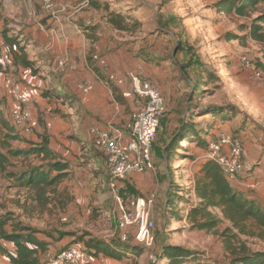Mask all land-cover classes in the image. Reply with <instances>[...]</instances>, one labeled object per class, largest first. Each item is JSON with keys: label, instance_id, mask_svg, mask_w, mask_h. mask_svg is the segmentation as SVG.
<instances>
[{"label": "rangeland", "instance_id": "374dc122", "mask_svg": "<svg viewBox=\"0 0 264 264\" xmlns=\"http://www.w3.org/2000/svg\"><path fill=\"white\" fill-rule=\"evenodd\" d=\"M90 1L98 9L91 8L89 0H54L53 12L59 19L54 24L51 11L42 0H0V32L7 31V37H15L12 49L0 39V152L10 160L7 171L24 173L39 167L42 162L34 155L12 157L9 151L28 149L31 144L46 140L59 153V161L65 164L67 173L56 187L32 189L8 179L6 172L0 170V218L8 219L6 230L21 225L44 234L42 237L51 242L43 258L45 263L70 246H78L92 255L88 244L100 241L114 252L116 245L131 244L142 252L136 259L120 255L114 259L115 264H168L160 258L161 248L167 245L197 251L217 264H230L222 237L228 223L207 231L190 228L188 221L176 222L171 218L172 212L165 213L163 193L152 209L153 246H137L132 237L127 242L121 241L110 177L103 156L94 148L91 130L96 129L92 121L104 123V128L109 124L117 128L116 107L124 104L116 99V96L121 99L118 89L110 85L112 102L107 101L105 106L112 113L107 112L106 119L99 120L92 109L76 101L77 85L83 81L80 74L89 72L85 62H90L94 45L100 40L111 42L116 48L126 41L143 42L144 50L160 51L164 60H175L170 70L177 71L173 81L181 86V95L174 97L171 108L166 105L152 156L155 155L159 165L166 164L169 177L177 186L189 189L188 194L179 195L189 200V205L194 204L196 200L189 192L202 161L204 149L197 144L202 138L193 140L186 149V143H179L178 154L170 162L165 163L159 155L181 123L191 121L188 125L195 129L215 125L212 116L206 114L212 106L234 109L235 117L228 121L226 132L240 138L242 143H256L257 148L264 149V77L258 76L259 71H264V42L247 36V27L264 15V0H257L243 15L219 11L217 4L222 0ZM110 13L126 17V31L116 30L108 23ZM37 24L44 29L43 38L28 39L30 29L38 32ZM258 25L264 34V22ZM227 34L239 39L227 40ZM81 38L85 42L83 52L77 46ZM14 54L22 55L29 67L17 65ZM244 59L248 65L241 63ZM4 68L12 72L16 88L25 84L19 77L24 69L29 70V76L39 87L38 102L31 99L25 106L32 121L27 135L14 128L10 110L15 101L12 86L5 88ZM57 81L62 82L65 90ZM126 110L129 108L125 107ZM189 205L180 202L178 212L185 214ZM239 240L252 251L264 250V242L257 236H240ZM152 255L157 257V263L151 259ZM0 264L10 263L0 254Z\"/></svg>", "mask_w": 264, "mask_h": 264}, {"label": "trees", "instance_id": "16d2710c", "mask_svg": "<svg viewBox=\"0 0 264 264\" xmlns=\"http://www.w3.org/2000/svg\"><path fill=\"white\" fill-rule=\"evenodd\" d=\"M257 3V0H222L217 4V9L226 14L243 15L246 9ZM88 5L91 8L98 9V5L93 1L89 0ZM125 20L126 17L120 14L110 13L108 16V23L119 31L127 30L124 24ZM261 22H264V15L253 20L251 25L247 27V36L256 42H264V34L261 33L262 28L258 25ZM0 37L3 43L12 49L15 37H12V39L7 37V31H1ZM226 39L234 40L239 39V37L227 34ZM14 57L17 65L23 68L29 67L28 61L22 55L14 54ZM61 83V81H57L59 87L63 86ZM42 95L47 96L44 93ZM116 99L122 104L119 97L116 96ZM70 104L73 105L74 102L70 101ZM228 111H231V114L228 115ZM206 114L212 116L214 119L213 124L216 125L232 120L235 117V110L212 106L207 108ZM189 123L183 122L176 126L174 134L162 149L161 155H159L162 160L166 162L174 160L178 154L176 151L180 149L179 143H186L187 145L184 147L186 149L193 140L199 138L202 139L197 141L198 146H202V149L206 150L209 133L214 129V125H209L205 129H195L191 124L188 125ZM87 142L90 143L89 140ZM93 144L95 146L94 142ZM94 148L103 156L105 167L103 153L97 146ZM9 155L25 158L34 155L42 162L39 167H34L24 173L8 172L7 167L11 165L10 160L0 152V170L6 172L8 179L15 180L21 186L32 189H46L56 187L67 177L66 166L60 163L59 153L51 149L46 140L39 144H31L28 149L9 151ZM105 170L107 171L106 167ZM119 190L123 197L137 195L132 188L121 186ZM187 190L177 186L170 179L169 189L165 197V213L167 215L172 212V215L170 214L171 218L176 222H182L185 219L186 222L188 221L190 228L198 230L209 231L223 222L228 223L222 237L224 238V249L230 256V264H264V250L252 251L244 242L239 240L240 236H257L264 242V206L262 204L255 201L248 192L229 183L220 168L210 160L201 161L199 170L194 176L193 187L190 188L189 194L194 195L196 203L189 205V200L180 197L179 194H188ZM180 202L190 206L184 212L185 214L181 211L178 212L177 205ZM7 224V218H0V254L6 257L10 264H46L43 258L48 254V245L51 242L42 237L44 234L21 225H15L11 227L10 231H7ZM5 244L8 247H5ZM126 245L129 244L126 243ZM88 246L90 247L89 251L95 257L103 255L115 259L120 255L130 258L131 256L139 257L142 254L132 244L130 246L116 245L115 252L110 250L111 246L104 245L100 241H94ZM86 254L92 256L89 253ZM160 258L165 259L168 264H217L205 259V256L197 251L169 245L161 248Z\"/></svg>", "mask_w": 264, "mask_h": 264}, {"label": "built area", "instance_id": "2783aa9c", "mask_svg": "<svg viewBox=\"0 0 264 264\" xmlns=\"http://www.w3.org/2000/svg\"><path fill=\"white\" fill-rule=\"evenodd\" d=\"M42 3L48 11H51L52 22H58L53 12L56 8L54 0H42ZM39 28L40 31L44 30L43 27ZM90 60L101 70L107 83L121 87L127 79L130 88L122 95L124 98L136 99L135 110L126 125L125 136L124 131L115 128L112 124L105 129H92L91 134L94 136L95 145L105 157V167L110 177V186L117 207V226L121 241L127 242L132 237L137 245L150 248L154 244L155 221L152 209L155 195L152 194L147 198L135 194L123 197L119 188L129 174L155 173L152 146L166 109V101L157 83L133 71H128L125 78H122L109 70L107 60L99 55L97 49H94ZM241 63L248 65L245 59ZM3 73L5 88L12 86L11 94L15 102L11 106L10 113L14 128L17 132L27 135L32 127V121L25 107L29 100L21 94L19 88L14 86L10 69L4 68ZM261 75L264 77V71L258 72V76ZM77 89L83 95H87L92 92L93 86L86 82L78 85ZM201 159L214 162L232 185L244 191H256L257 184L250 183L248 176L243 177L244 146L240 138L226 131L217 130L215 136L208 140ZM183 222L186 223V220L184 219ZM151 259L154 263L158 262L154 255ZM92 260V256L78 246H70L48 259L46 264H90Z\"/></svg>", "mask_w": 264, "mask_h": 264}, {"label": "crops", "instance_id": "0c3cea01", "mask_svg": "<svg viewBox=\"0 0 264 264\" xmlns=\"http://www.w3.org/2000/svg\"><path fill=\"white\" fill-rule=\"evenodd\" d=\"M34 16V14H33ZM59 22V19H58ZM58 22L54 24H58ZM48 24L51 23L50 20L47 21ZM37 26H39L37 24ZM42 27V26H39ZM37 28V27H36ZM52 34V31H50ZM47 36V33H45ZM44 33L38 29V32H34L33 29H30L28 33V39H41L43 38ZM84 39L81 38L78 41L79 51H85L84 49ZM103 44H107L104 46ZM143 42L132 41L128 43L127 41L120 45L118 48L114 47L111 42H105V40L97 41L94 45V49H97L99 55L105 58L109 64V70L114 71L118 76L125 78L126 73L128 71H133L138 73L140 76L147 78L155 83L160 87L161 92L165 98L166 105L168 108H171L174 103V97L176 95H181L179 89L181 88L176 82L174 83L173 77L177 75V71L172 69L170 70V66L173 67L175 64V60L173 58L164 60V56L161 54L160 51H155L152 53L150 50H144ZM79 53V52H78ZM156 58V59H155ZM160 60V61H158ZM44 61L47 62L45 58ZM85 66L89 72H85L80 74V78L82 76L83 81L80 82L78 85L83 83H90L93 86V90L90 94L83 95L78 89V96L76 101L80 102V105L88 109H92L94 115H98L99 120H105L109 115H111L112 110L109 109L107 111L106 102H112V92L111 87L112 83H107L103 76L100 69L95 67L91 60L88 63L85 62ZM28 69H24V74L19 75L21 80L25 82V84H20L19 88L21 94L27 98L28 100H35L38 102L37 96L39 87L34 80L29 76ZM69 76V75H68ZM68 80V79H67ZM67 82V81H66ZM77 85V87H78ZM116 89H118V93L121 96V100L123 97V93L130 88V83L125 80V83L121 87H117L113 85ZM64 90L65 88L62 87ZM119 97V96H118ZM124 106L116 107V115L119 117L118 120L114 119V124L117 125V128L121 131H124V136L126 135V125L129 121L130 114L135 110L136 101L134 98H124L122 101ZM75 104V103H74ZM73 104V105H74ZM88 106V107H87ZM112 107V106H111ZM125 107L129 108V111L125 110ZM105 111V112H104ZM130 112V114H129ZM103 113V114H102ZM79 116V114L77 113ZM105 122V121H102ZM111 122V120L109 121ZM108 122V123H109ZM104 123H98L92 121V125H94L97 129H105ZM230 126V123L223 122L217 123L214 125V130L209 135V139L215 136L217 130L226 131L227 127ZM108 127V125H107ZM106 127V128H107ZM208 139V140H209ZM88 140L90 138L88 137ZM244 146V168H243V177H249L250 183H256L257 189L254 192H248L253 196V199L264 206V149L257 148L256 143L251 142H243ZM54 150V149H53ZM154 156V165H155V173L154 174H146V175H135L129 174L123 185L124 187L132 188L136 191L137 195L140 197L147 198L148 196L154 194L157 200L160 198V194L163 193L162 199L165 201L166 193L169 189V172L166 169V164L159 165L158 160ZM200 160L201 157H200ZM167 163L165 160H162ZM141 187V189H140ZM194 197V195L192 194ZM195 200V197H194ZM154 203V206H155ZM5 247H8L5 244ZM99 258H93L90 264H115V260L112 258L104 257L102 255L98 256ZM131 259H136L137 257H130ZM124 260V259H123Z\"/></svg>", "mask_w": 264, "mask_h": 264}]
</instances>
